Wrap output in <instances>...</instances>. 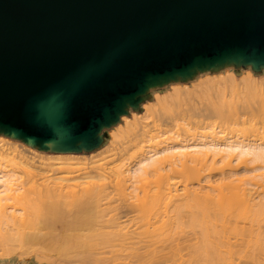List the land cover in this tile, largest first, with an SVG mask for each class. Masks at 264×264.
I'll return each mask as SVG.
<instances>
[{
    "label": "water",
    "instance_id": "95a60500",
    "mask_svg": "<svg viewBox=\"0 0 264 264\" xmlns=\"http://www.w3.org/2000/svg\"><path fill=\"white\" fill-rule=\"evenodd\" d=\"M264 69V0H0V134L98 147L150 89Z\"/></svg>",
    "mask_w": 264,
    "mask_h": 264
},
{
    "label": "bare ground",
    "instance_id": "6f19581e",
    "mask_svg": "<svg viewBox=\"0 0 264 264\" xmlns=\"http://www.w3.org/2000/svg\"><path fill=\"white\" fill-rule=\"evenodd\" d=\"M243 78L245 81H247L244 87L248 96L252 95L257 99L263 100L264 91L262 88L253 84L249 75H244ZM221 96L223 97L222 94ZM228 97H231V95ZM223 102L227 104L226 106L228 107L232 104L231 100L226 98L223 99ZM213 107L215 110L220 111V108L216 106ZM162 108L169 110L167 102L162 104ZM221 125L218 126V128H222L224 126V124L222 126ZM208 127L211 128L210 125H208ZM218 131H211V133H214L211 139H208V134L202 135V140L199 138V142L198 140L192 142H189L188 140H175L176 136L172 137V140H169L170 137H167L159 140V142L154 145L148 144L150 149L135 151L134 155L136 160L134 159L135 162L133 165L129 166L130 163L126 164L121 162L115 164V168L111 169V174L115 181L112 182V184L114 185V183H116V186L119 184L121 185H119V187H121L119 189L121 193L114 185V187L118 190L117 194L120 195L119 197H121V194L124 192V194L126 193V196L129 195V199H131L129 200L128 196L126 197L123 194V197L125 196L126 198L124 197L125 199H122L121 197V203L119 204H114V201L116 203L117 198H113V196H111L113 193L110 195L111 192L109 194L105 192L108 190L107 188H104L109 183L108 181H106L108 183L105 185V182H101L99 184L100 186L98 185L101 187L99 188L100 191L97 190L96 186L91 189L78 191L77 189L72 188H70V190H65L63 187L57 185L55 181V183L52 185L51 183L48 184V182L46 185L43 183L44 188L41 184L40 187L43 188L44 191L42 190V192L41 189H38L42 194L44 193V199L41 197L40 191L35 189L36 187H31L33 185L31 182V188L29 187L28 189V191L31 189L29 191V195L36 193L38 196H36V194L35 196H29V199L32 201L29 203L27 202L28 197L26 196L28 192L26 194V190H22L23 193L21 191L15 192L16 188L22 185V183L19 184L18 182L20 179L16 181L17 177H14V174H10L5 170L0 169V201L6 196H12L14 199L15 196L13 195L18 193L15 200L19 199V202H22L24 199L25 202L23 204L28 203V206H24L28 207V209L30 208L27 213L25 211L28 209L24 210V213L22 212L23 214H26V217L23 215L18 217V214H16L18 211L14 215L13 212L10 213V211H6L7 207L6 209L4 207L6 204L0 205V222L6 223V225L7 223L8 225H13L9 227V235H7L8 233L5 231V228L7 227L4 228V231L7 233L5 234L7 235L6 237L3 235L5 232H1L3 230H1V227L0 236L2 235V238H5L6 240L8 239L7 242L12 240V243H10L11 245L13 244V239L11 238H13L12 234H14V223L15 227L18 224L19 226L22 224L23 227L27 225L29 227L26 226L24 228L27 231H25V233L23 230L21 232L18 226V229L15 230L19 231L14 234L16 236L15 238L19 239V241L15 238L14 241L17 240L18 244H20L22 240L24 241L25 239L29 238L35 239L34 237L37 235L44 234V228L40 227L39 229L37 223H41V226L46 227L56 228L58 226L59 231L57 233L48 232V234L51 235L52 242L47 248L48 250L50 249L51 252L57 254V260H55V262L57 261L58 264H69L70 262L72 264H87V260L91 261L92 263H97L98 261L100 263L101 261L105 262L111 259L114 260V257L116 259L117 257H120V255L122 256V252L125 253L123 255H127L128 257L129 253H132L131 255H133V251L135 252L141 248L144 250V248L146 249L148 247L152 249L150 250L148 248L149 251L146 249L147 251H145V253L150 252L151 255V252L153 251L152 253L154 256L156 253L155 250L157 249V253L159 254L163 249L162 246L164 247L166 244L170 246L171 250H175L174 248L178 246L179 250H181L180 247H184L185 244L181 246L178 244L176 246L177 242L175 239V242L170 240H172L174 234L178 235L179 232L185 231L187 228L184 229V227L194 229L191 232L193 233L196 231L193 234L197 235L195 237V235L193 236L191 234L193 238H195V241L190 235L193 239H191L193 242L190 239H187L188 241L185 248L187 249L190 244V250L188 252L189 254H191V252L198 251L199 255L201 253H207V255L209 254L208 256L210 257V253L208 252H214L216 254V251H218V256L215 257L219 261L220 259H225L224 255L225 257L228 255L227 258L230 259L231 256L239 254V252L244 250L245 252L247 250V252L251 251L254 253V251L260 249L261 246L257 244V241H255L256 239L253 241H255L257 245L255 243H251L250 239L245 241L243 236L244 234H247L251 236V239L257 237L258 240V236L264 230V224H260L261 221H264V188L262 191H252L251 187L245 184L247 179H244L241 176H234H236L241 170L238 168L241 162H245L247 160V155H251V160H264V142L252 143L244 139L231 140V138H224L218 135ZM204 136L207 139H205ZM133 137L139 138L141 143L142 141L148 142L150 139H154L156 135H149L145 125L140 123L135 130ZM6 154L10 155L12 159L17 160V162L26 169L34 166L32 162L28 158L21 155L20 152L18 155L12 152H7ZM242 156H245V159H241V162L238 164H232L233 161L240 159ZM197 164L206 165L210 168L217 169L218 179L222 180L221 183H214V181L211 180L210 175L209 177L207 176L203 181L204 184L201 183V180H198L196 181L197 185H194L195 180H192L191 177H189V174H191V168ZM245 167L243 171L246 170L247 172V168ZM257 167L259 169L264 168V166ZM258 168L251 167L250 169L254 170ZM178 173L185 176V179L182 181L181 185H178L177 182L171 181ZM149 175H154L155 178L149 181ZM215 175L216 174H213V176ZM261 176L264 179V170L263 172L259 173L258 176L256 174L254 175L255 180L252 178V183L261 186L262 183L256 178H261ZM31 179L32 178H30V181ZM15 182L20 186H17L18 184L15 186ZM20 182L22 181L20 180ZM113 185L112 188H114ZM33 186H35V183ZM129 187L131 190L134 189V192L136 189H138V192L134 193V195L131 194V190L127 192ZM32 188H34L36 192H31L33 190ZM103 188L107 190L104 191ZM224 188L228 191H224ZM17 190H19V188ZM62 190L67 192L64 193ZM215 190H217L216 193H214ZM103 191L106 194H103ZM20 193L22 200L19 198ZM61 195L69 196L70 198L64 201H57L56 197ZM106 195L111 197L108 198ZM36 198H38L39 203L34 206L35 202H33V200L35 199L34 201H37ZM112 198L113 200L109 201ZM104 199H106V203L108 202V204L105 205L106 203H104L103 206L102 202L105 201L102 200ZM53 201H55L54 204L52 203ZM43 202H46L47 205L43 206L42 208ZM69 204H71V208H67L69 207ZM119 207H121L120 209L122 210H119ZM74 209H76L78 212L71 218V220L67 219L62 225L57 224V220L62 214L68 215ZM117 210H119V212H117ZM134 211H136L137 214H135V217L133 215V217L139 219V225L136 223L138 225L137 227H139V229L137 228L138 230L129 229V226L131 225L128 226V224H126L130 222V217L126 216H128V214H130L129 216H132L131 213H134ZM111 212L112 214H110ZM21 217L23 218L21 219ZM239 217L247 220L248 222L246 223L243 221L244 223L240 226V224H238ZM121 218H127L125 219L127 222L124 223ZM30 226L33 229L32 231H28V229L31 228ZM141 226L143 228L140 229ZM20 228L22 229V226ZM196 228H198L199 232L196 230ZM238 228H240V230H238ZM11 231H13V233H11ZM1 240L3 239H0V242ZM17 241H15V243H17ZM243 241L247 242L246 245L243 243ZM7 242L3 243L8 245ZM171 244H173L174 247H172ZM17 247L18 245H16V248ZM159 247H161V249H159ZM10 248L7 250L9 251L13 249ZM137 253L140 254L141 252L138 251ZM137 253H134V256L137 257ZM157 253L155 254V258L158 256ZM228 253L232 255L230 256ZM7 254L8 253H6V255ZM196 254L197 253H195V255ZM205 254L202 255L205 256ZM131 255H129V257L133 258L134 256ZM142 255H144V253L140 254V256ZM199 255H197V258ZM219 256L223 258H220ZM39 257L43 259L42 255ZM46 257H48L47 254L45 255V258ZM200 257L201 256H199V258ZM132 258H128V260L131 261ZM193 258L194 257L192 256L191 259L193 260ZM138 259L136 261H138ZM150 259H152V257ZM194 259L196 260V258ZM158 260L156 261L158 262ZM194 261L191 263L194 264ZM218 261L217 263H219ZM196 262L197 261H195V264ZM147 263L148 262L145 264ZM210 263L212 262L210 261ZM130 264H134V262H130ZM137 264H139V262Z\"/></svg>",
    "mask_w": 264,
    "mask_h": 264
},
{
    "label": "rangeland",
    "instance_id": "374dc122",
    "mask_svg": "<svg viewBox=\"0 0 264 264\" xmlns=\"http://www.w3.org/2000/svg\"><path fill=\"white\" fill-rule=\"evenodd\" d=\"M244 75H249L250 79H252L251 82L255 84L256 86H260L262 90L264 91V69L259 70V71H253L250 66H247V67L225 66L216 71L199 72L193 78L185 80V81H173L163 86L152 88L149 90L146 99L143 100L139 104L137 109L133 110L130 108L128 114L122 115L120 117V120L117 123L113 124L112 126L108 128L103 129L102 130L103 140L101 144L98 147L92 150H89V151H80V152H73V153L48 152L44 150H39L38 148H35V147H31L18 139H13V138L0 134V169L5 170L9 172L10 174H14V177H17L16 181H18V179L22 181V182H20V180L18 181L19 184L22 183L21 186L18 183L17 185L16 182L14 183L15 186L16 185L20 186L16 188L15 192L21 191L23 193L22 190H26V194L28 192L26 196L28 197V201L27 200L26 201L29 203L32 202L29 199L30 198L29 196L31 195L35 196L36 194L35 193V194L29 195V191L31 189L29 191L28 189L31 186V182L33 185L35 183V186L32 185L31 187H36L35 188L36 190L41 189V191L42 190L44 191L43 185L44 184L46 185L47 182L48 184L51 183V185L56 182L57 185L63 187V189L65 190H70V188H72V189H77L78 191L91 189L94 186H96L97 190L100 191L99 188L101 187H99L100 186L99 184L101 182L102 183L105 182L104 183L105 185L109 182L106 185V187L104 186L102 187L108 189L107 190L103 188L104 191L107 190L105 191L107 192V194L111 192L110 193L111 195L113 193L111 196H113V198H117V201L116 203L114 201V204H119L121 203L120 198L122 197L123 199L126 196V193L124 194L123 192V194L125 195L124 197H123V194H121V197H119L120 195L117 194L118 190L121 187H119L120 184L116 186L115 185L116 183H114L115 187L118 189L117 190L112 184V182H115V181L111 174L112 173L111 169L115 168V164H117L118 162L126 163V164L130 163L129 166L133 165L136 160L134 152L145 150V149H150V146H148V144L154 145L157 142H159V140L167 138V137H170L169 140H172L173 139L172 137H175V136H176L175 140H188L189 142L198 140L199 142L200 141L199 138H201L202 140L201 136L205 134H208V139H211L213 137L212 135L214 134V133H211L212 130L213 132L215 131L217 132L218 130H220L218 131V135L224 138H227V137L231 138V140L244 139L252 143L264 142V99L260 100L252 95L248 96L246 89L244 87V85L247 83V81H245L243 78ZM221 94L223 95V97L221 96ZM229 95H231V97H228ZM224 98L231 100L232 106L231 105L229 107L226 106L227 104L223 102ZM164 102L165 103L167 102L169 106V110L162 108V104ZM213 106L220 108V111L215 110ZM140 123H143L145 125V128L148 130L149 135H152V136L156 135V137L154 139H150L148 142L142 141L141 143L139 141L140 140L139 138H134L133 137L134 132ZM221 124L222 125L224 124V126L222 128H218V126H220ZM208 125H210L211 128L208 127ZM204 138L207 139L205 136ZM7 152H12L16 155H18L20 152V154L28 158L34 166L28 169H26L25 167H22L17 162V160L12 159L10 155H7L6 154ZM243 158L245 159V156L244 157L242 156L240 159L233 161L232 164L234 165L238 164L239 162H241L240 160ZM246 158L247 160L245 162L240 163V166L238 169L239 170L241 169V170L234 177L241 176L244 179H247L245 181V184L249 185L252 191H262L264 188V179L262 178V176H261L262 179L259 178L260 176L256 177L257 180L262 183L261 186H258L257 184L252 183V180L253 179L255 180V177H254L255 174L258 176L259 173L263 172L264 168L259 169L257 166H264V160H261V161L251 160V155H247ZM244 167L247 168V172L246 170L243 171ZM251 167L258 168V169L253 170V169H250ZM190 172L191 174H189V177H191L192 180H195L194 185H197L196 181L198 180H201L202 181L201 183L204 184L203 181L206 179L207 176L209 177L210 175H211V180L214 181V183L219 184L222 181L218 179V170L215 168H210L206 165L197 164L191 168ZM213 174H216V175L213 176ZM30 178H32L31 181H30ZM154 178H155L154 175H149L148 180L150 181V180H153ZM109 179L112 181H110ZM184 179H185V176L183 174L180 175L178 173L173 177L171 181L177 182L178 185H181ZM40 184L42 185L43 188L40 187L41 186ZM112 185L114 188H112ZM18 188L19 190H17ZM32 189L35 190L34 188ZM33 190L31 192H36V190L35 191ZM65 190H62V191H64L65 193L67 192ZM130 190L131 188L129 187L127 189V192H129ZM223 190L228 191L225 188ZM104 191H103V194H106ZM119 192L121 193L120 190ZM136 192H138V189H136L135 192H134V189L131 190V194L133 195ZM216 192L217 190L214 191V193ZM17 195L18 193L16 195H13L15 196L14 199L12 198V196L7 197L5 195L6 197L4 198L1 195L3 198L0 201V205L6 204L4 206L5 209L7 207L6 211H10V213L13 212L14 215L18 211L16 213L18 214V217L20 215L25 216L26 214H23V213H24V210L28 209V207L24 205L28 206V203L23 204L25 201L24 199L23 200L21 199L22 197L21 193L19 195L20 196L19 198L22 200V202H19V199L15 200L17 198ZM36 196L38 195L36 194ZM43 196H44V193L43 194L41 193V197ZM127 196L129 199L130 196L129 195ZM68 198L70 197L61 195L59 197H56V200L64 201V200H67ZM113 198L111 200L109 199L108 200L112 201ZM36 199L37 201H34L35 199L33 200L35 204L32 203L34 204V206L39 203L38 198ZM106 199L102 200V201H105V202H102L103 206H104V203H106ZM107 204L108 202L105 205ZM13 208L14 209L16 208V209L14 210ZM120 208L121 207H119L118 209L122 210ZM29 210L30 208L25 212L27 213ZM119 210H117V212H119ZM110 214H112V212ZM135 214H137L136 211H134V213H131L132 216H129L130 214L126 216V217H130V220L128 219L130 222L126 224H128V226L129 225L133 226V227L129 226V229H132V230L139 229V227H137L139 225L138 224L139 219L134 218L136 216ZM22 218L23 217H21V219ZM121 219L124 221V223L127 222L125 220L127 218H124V219L121 218ZM243 221H245L246 223L248 222L247 220L241 217L238 218V224H240V226L241 224L244 223ZM260 224L263 225L264 221H261ZM4 225H6V223L0 222V228L2 227L1 230L3 229L1 232L3 233L6 231L8 234L5 232L3 233V235L5 234L9 235V227L13 225L12 224L8 225V223H7L8 226L7 225L4 226ZM20 225L22 226V229L20 228L21 226H19V224L17 225L19 227V230L21 232L23 230V232L25 233L26 230L24 228L27 225L25 227H23L22 224ZM17 226L15 227V223H14V228H15L13 230L14 234H16V232H19V231H15L18 229ZM4 228H5V231H4ZM141 228L143 227L141 226L140 229ZM185 228H187L185 231L179 232L178 235L174 234L172 240H170L173 242L176 241L177 242L176 246L178 244L180 246L185 244L186 246V243L188 241L187 239L191 240L193 236L195 235L193 233H195L196 231H194L193 233L191 232L194 229L192 228L189 229V227H184V229ZM30 229H28V231L33 230L32 227ZM196 230L199 232L198 228H196ZM238 230H240V228H238ZM13 231H11V233H13ZM14 234H12L13 238L10 237L11 239H13V244L11 245L10 243H12V240H9L7 242L8 239L6 240L5 238L1 237L2 235L0 236L1 237L0 239L6 240V241L1 240L0 242V264H51V263L55 264L57 263V261L55 262V260H57V256H56L57 254H55L54 252H51L50 249L48 250L47 249L48 247L44 244V242H40V240H34L32 238H29V239H25L24 241L22 240L21 242L23 243L20 242V244H18L19 239L15 238L16 236ZM7 235H5L4 237H6ZM190 235L192 236V238ZM196 236L197 235H195V237ZM263 236H264V230L258 236L259 237L258 240H257V237L251 239V236L244 234L243 238L245 241H248L250 239L251 243H255V244H256L255 241H257V244L261 246L260 249H258L257 251H254V253L251 251L247 252V250L245 252L244 250V251L239 252V254H236V255L233 254L234 256H231L232 254L230 255L229 254L230 252H229L228 254L231 256L230 259L227 258L228 255L226 257L224 255L225 259H220L219 261L216 258L218 256L217 255L218 251H216V254L214 252H208L210 253V257L208 256L209 254L207 255V253L206 254L201 253L199 255L198 251L197 252L190 251L191 254H189L188 252L190 250V244L189 246L187 245L188 250L185 248V246L184 247L181 246L180 247L181 250H179L178 248L179 246L175 247L174 248L175 250H171L170 246H168L165 243L167 246L163 244L164 247L162 246L163 249L159 254L157 253V249L155 250V252L158 255L156 258H155L156 253L153 256V253H152L153 251L151 252V255H150V252H148L149 254L147 252L145 253V251L148 250L149 248L148 247L146 248L147 250L145 248L144 250L143 248L136 250L137 252L139 251L141 253H144V255L142 256H140L141 253L138 254L136 251L135 252L133 251V255H131L132 253H129V255L134 256L136 253L138 255L137 257L134 256L132 258V257H129V255L128 257L127 255L126 256L123 255L125 253L122 252L121 253L122 256L120 255V257H117L116 259L114 257V260L111 259L105 262L100 260L101 261L100 263L99 261L97 263H92L91 261L87 260V264L88 263L89 264H104V263L105 264H119V263L128 264V262L129 264L130 262L132 263L134 262V264H137L138 262L139 264H145L146 262H148L147 264H149L150 262H151L150 264H190L191 262L193 263V261L195 260L194 258H196L195 261L197 262L199 261L198 263L196 262V264H207V263L216 264L217 261L219 262L217 264H264V240H263L264 237ZM14 238L18 240V241L15 240L17 241V243H15ZM193 239L195 241V238ZM254 239L256 240L253 241ZM245 241H243V243H245L246 245L247 242ZM3 242H7L9 246ZM173 244H171L172 247L175 246V244L174 246ZM16 245H18L17 248H16ZM8 247L13 248L12 249L13 251L9 250L10 251L9 252L7 250L9 249ZM159 249H161V247H159ZM22 251H25V252H22ZM6 253L8 254L6 255ZM195 253L197 254L195 255ZM46 254L50 259L48 257L45 258ZM202 254H205V256ZM40 255L43 256V259L39 257ZM191 255L194 257L193 260L191 259L192 257ZM197 255L201 257L199 258L198 256L197 258ZM206 256H208L209 259ZM135 257L137 259L139 258L138 261H136L137 259ZM151 257L152 259H150ZM128 258L129 259L132 258L131 261H129ZM220 258H223V257H220ZM212 259L213 260L217 259V260L216 261L214 260L215 261L214 262ZM156 260H158V262ZM195 261H194V264H195ZM210 261L212 263H210Z\"/></svg>",
    "mask_w": 264,
    "mask_h": 264
},
{
    "label": "crops",
    "instance_id": "0c3cea01",
    "mask_svg": "<svg viewBox=\"0 0 264 264\" xmlns=\"http://www.w3.org/2000/svg\"><path fill=\"white\" fill-rule=\"evenodd\" d=\"M53 204L55 203V201L52 202ZM72 204V203H71ZM69 204V207L67 208H71ZM47 203L46 202H43L42 203V208L43 206H46ZM78 211L76 209H74L70 214L66 215V214H62L58 220H57V224L59 225H62L63 222H65L67 219L68 220H71V218L77 213ZM68 216V217H67ZM38 224V227L40 229V227H43V233L44 234H40V235H37L36 237H34L35 239L34 240H40V242H44V244L49 247V244L52 242V238H51V235L48 234V232H54V233H57L59 231V227L57 226L56 228L55 227H46V226H41L40 224L41 223H37Z\"/></svg>",
    "mask_w": 264,
    "mask_h": 264
}]
</instances>
